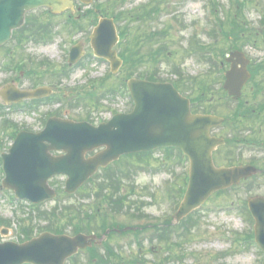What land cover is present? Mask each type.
I'll return each mask as SVG.
<instances>
[{
	"label": "rangeland",
	"instance_id": "rangeland-1",
	"mask_svg": "<svg viewBox=\"0 0 264 264\" xmlns=\"http://www.w3.org/2000/svg\"><path fill=\"white\" fill-rule=\"evenodd\" d=\"M105 1V0H99ZM151 0H126L123 7L116 9L105 10L109 14H118L126 9L136 10L141 4L148 3ZM215 2L216 13L210 8V2ZM234 0H159L158 13L153 14L150 20L146 22L135 19L133 21H125L122 23L128 25L130 35H138L142 32H150L153 30H160L164 33V37L156 38L152 42V47H161L164 53L160 63L161 78L173 80L171 68L173 66L180 67V71L185 76L190 78H196L197 82L201 81L211 84L210 92L205 94V98L214 97L213 93H216L217 97L220 94L221 76L217 71V64L219 60L217 58L216 65L213 66L207 58L200 57V52L194 51L196 42H201L204 45L213 44L217 48L224 46V49H228L232 44L225 38V34L229 31H236L233 22V16L236 12ZM246 10L247 23H243V28L246 30L243 38H247L248 35H252V41L250 45L243 49L248 52L249 59L261 61L264 59V25L261 23L264 20V0H248ZM94 4V3H93ZM123 8V9H122ZM213 9V8H212ZM39 16L42 22H45V12L38 10L30 15ZM87 20L83 22L86 26L92 21V16H87ZM65 15L51 18L53 23V39L47 43L36 44L33 42H27L17 52L14 51L10 57L18 59L19 55L25 54L33 58V62L39 60H48L51 62L52 69L60 70L65 66L68 56V49L71 46V42L74 38L83 37L85 34H70L68 29L63 23ZM238 20V17L237 19ZM94 21V19H93ZM220 25L222 28H220ZM219 28V29H218ZM221 29V31H220ZM213 36H210V34ZM257 34V36H254ZM83 35V36H82ZM251 40V37H249ZM85 46V56L82 60V64H77L73 70L70 71L68 79H63L59 83L52 80L51 76L46 75L42 81L44 85L52 86L54 89V95L65 94V98H68L72 90L84 87L83 92H86L89 87L90 80H98L104 77L109 72V65L103 62H96L90 58V48L88 42L84 37L81 39ZM7 49L17 50L15 43L10 42L6 46ZM0 48V58H3L4 49ZM153 50L151 48H143V52ZM192 50V54L189 52ZM23 55V56H25ZM8 60V58H7ZM40 69H37L39 72ZM216 72V73H215ZM49 74V72H47ZM15 74L3 72L0 69V89L11 84L10 78ZM124 75L120 72V75L107 79L104 88H97L96 92L101 94L105 91L106 87L113 88L114 84L118 85V82ZM260 81V87L263 89L259 91L255 99L250 96L248 89L245 90V98L254 103L264 101V74L257 77ZM21 85L20 89L29 90L32 87V80L20 77ZM98 85V84H97ZM197 87V86H196ZM183 90L187 95L196 94L199 95L200 91L196 93L188 91L184 85ZM198 90V87H197ZM77 92L73 93L76 94ZM81 93V92H80ZM128 98L124 94H119L111 99H102L101 107L99 109L90 108L89 113L86 114L85 105L80 104L78 107L71 108L64 102L55 104H44L39 107L38 112L32 114L25 111H6V119L17 125V128L25 127L31 131H38L41 128V122L46 113L51 111L60 110L61 117L71 120L83 119L85 116H90L96 121L97 118L106 119L109 113L112 111H126L129 108ZM0 104L3 102L0 99ZM235 107L234 103H230L226 98L219 100L214 106V110L221 114H227ZM262 116L259 119H246L242 121V126H249L250 129H255L256 126H264V121L261 122ZM248 131V128H246ZM9 133L10 130H7ZM218 134L224 133V130H218ZM259 138L264 136V128L260 132ZM2 130H0V136H2ZM248 136L250 132H247ZM8 142V139L5 140ZM240 147H234L233 151L240 157V161L248 163L251 160L256 162L264 161V151H259L253 148L244 149ZM229 149V148H226ZM172 155H175L174 151H171ZM165 155L163 151H156L150 155V163L155 166L154 168L145 167L144 162L147 157L141 158H123L120 163L112 166L110 170L105 172H99L98 176L94 178L93 182L89 183L79 194H75L74 197L60 196L58 201H52L45 203L41 210H50L53 208L71 207V210L78 214L84 212L83 208L88 203H95L93 195H91L92 188L100 182L104 174H119L123 177L122 183H124V193L127 192L129 202L127 206L122 209H118L117 213L111 214V218L108 221L119 223L125 226H144L150 225L144 233L133 236V234L114 235L110 240V246L121 257L120 260H115L117 263L124 262V264H130L131 260H143V264H157L161 258L168 256L167 262L159 264H264L263 255L259 253V250L254 245H246L243 243V233H248L252 228V225L246 220L247 215L244 216L242 203L249 197V192L256 195H264V176H258L254 182L249 185L251 188H247L249 185H243L237 190H228L218 196H213L207 204L203 206L196 214V225L191 228L190 232L185 235L178 236L179 231L173 230L169 241L160 242L155 239L149 238L155 233L156 224H162L168 217H172L175 213V207L171 206V200L167 194L174 186V175L182 177L184 175V167L174 166L170 169V166H161L162 157ZM221 157H225L224 155ZM220 162V160L217 158ZM159 162L160 164H156ZM264 162L260 164L262 167ZM144 166V169H143ZM158 166V167H157ZM186 166V165H185ZM148 168L149 171L146 169ZM128 172V173H127ZM174 172V175L172 173ZM3 176L0 174V188L1 180ZM65 179L58 178L56 182L62 186ZM180 183V182H179ZM133 184V194H129V187ZM178 185V184H177ZM87 197H86V196ZM13 194L11 192H5L0 189V218L7 220L11 225L6 226L0 222V230L7 229L6 236H0V242L5 241H17V237L20 233L18 217L19 219H27L29 217L34 218V209L28 207L26 204L19 205L18 202L12 200ZM96 204V203H95ZM24 205V206H23ZM138 206L137 210L135 209ZM22 208V209H21ZM130 213H134L135 216H131ZM76 216V215H75ZM30 220V218H29ZM20 222V220H19ZM64 223V221H62ZM32 223V221H31ZM59 223V221L57 222ZM29 224V221L25 222V226ZM34 225L45 226V222L33 221ZM155 229V230H154ZM136 238H139L137 241ZM174 242H179L181 249L178 250L173 245ZM86 254L78 255L77 258L66 264H88L86 260Z\"/></svg>",
	"mask_w": 264,
	"mask_h": 264
},
{
	"label": "water",
	"instance_id": "water-1",
	"mask_svg": "<svg viewBox=\"0 0 264 264\" xmlns=\"http://www.w3.org/2000/svg\"><path fill=\"white\" fill-rule=\"evenodd\" d=\"M87 3L89 0H82ZM47 6L60 12L71 7L68 0H0V44L6 42L11 31L23 22L26 11ZM92 47L99 57L119 66L111 47L117 38L111 21L103 20L91 36ZM81 54L76 47L71 55L74 62ZM244 65L241 55L233 54ZM247 78L245 67L233 64L226 74L224 88L230 95L239 96ZM136 103L131 114L117 115L107 124L93 128L86 123H73L50 119L45 129L37 134L22 132L17 135L8 155L3 157L5 179L3 187L11 189L17 197L39 203L55 196L47 180L56 174H66L65 192L72 194L92 176L98 166H105L124 153L150 150L162 146H176L191 160L189 187L175 219L179 221L198 208L215 191L237 184L256 171L252 167L216 169L211 153L221 140L210 138L209 129L221 123L211 116H192L187 102L168 84H150L131 80L128 83ZM49 93L41 88L32 92H14L17 101L41 98ZM106 147L97 156L84 159L87 152ZM63 151L65 155L53 157L50 151ZM255 218V239L264 250V198L248 200ZM90 244L88 238H73L42 234L23 245L0 244V264H63L78 248Z\"/></svg>",
	"mask_w": 264,
	"mask_h": 264
},
{
	"label": "trees",
	"instance_id": "trees-1",
	"mask_svg": "<svg viewBox=\"0 0 264 264\" xmlns=\"http://www.w3.org/2000/svg\"><path fill=\"white\" fill-rule=\"evenodd\" d=\"M122 55V54H121ZM50 225H53L52 223H50ZM29 234V233H28ZM28 234H26V235H28ZM29 235H32V234H29Z\"/></svg>",
	"mask_w": 264,
	"mask_h": 264
},
{
	"label": "flooded vegetation",
	"instance_id": "flooded-vegetation-1",
	"mask_svg": "<svg viewBox=\"0 0 264 264\" xmlns=\"http://www.w3.org/2000/svg\"><path fill=\"white\" fill-rule=\"evenodd\" d=\"M217 135H219V134H217Z\"/></svg>",
	"mask_w": 264,
	"mask_h": 264
}]
</instances>
